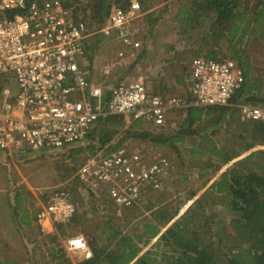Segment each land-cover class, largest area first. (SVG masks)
Instances as JSON below:
<instances>
[{
    "label": "rangeland",
    "instance_id": "rangeland-1",
    "mask_svg": "<svg viewBox=\"0 0 264 264\" xmlns=\"http://www.w3.org/2000/svg\"><path fill=\"white\" fill-rule=\"evenodd\" d=\"M66 1L73 14L90 28L86 46L88 76L104 92L126 79L142 77L151 92L188 95V63L208 50L217 58L234 59L244 65L247 74L243 84L248 89L232 105L210 107L191 124L186 111L173 112L170 129L165 130L169 136H182V140H173L174 144L156 145L138 138L136 133L149 128L135 124L122 126L101 148L88 138L66 149L0 153V260L5 264H79L84 261L81 256L62 245L64 237L79 234L90 246L100 245L108 251L120 248L123 238H130V245L141 249L137 258L146 255V264H165L174 255L165 241H157L158 236L182 217L181 224L191 222L205 239L209 234L204 231L219 228L221 242L211 237L216 247L215 264H229L227 256L242 240L231 224L234 215L227 209L224 194L210 186L236 162L264 174V142L252 135L251 122L242 120L236 107L251 103L264 108V0H223L230 2L232 11L224 22L217 19L215 7H208L206 0H135L141 8L130 32L137 46L115 40V31L110 36L99 32L106 17L101 20L94 7L90 9L94 0ZM130 1L111 0V6L127 7ZM119 51L124 52L122 57ZM118 141L153 155L162 154L175 166L174 176L164 189L151 193L137 207L121 210L103 201H86L78 175L91 155L90 147L101 155ZM250 143L254 147L247 150ZM251 152L254 155L248 158ZM226 158L229 161L224 163ZM60 185L71 189L77 212L67 226L49 231L37 214L48 191ZM170 216L172 219L161 227L158 236L149 239L145 224H160ZM114 233V240L107 243L106 237ZM108 254L114 256L113 252ZM105 257L102 253L95 264H107Z\"/></svg>",
    "mask_w": 264,
    "mask_h": 264
},
{
    "label": "built area",
    "instance_id": "built-area-1",
    "mask_svg": "<svg viewBox=\"0 0 264 264\" xmlns=\"http://www.w3.org/2000/svg\"><path fill=\"white\" fill-rule=\"evenodd\" d=\"M65 0H0V153L24 149L47 151L82 144L100 118L122 117L125 127L134 123L159 131L171 126V114L188 107H225L243 85L237 60L197 56L186 70L188 95L151 92L142 77L126 79L105 92L90 80L86 46L91 34ZM141 6L112 5L99 29L105 36L137 46L130 25ZM123 51L118 52L122 57ZM242 120L264 119V108L236 105ZM174 163L122 142L101 155L87 157L79 169L86 201L128 209L141 205L161 191L174 176ZM77 212L71 189L48 191L37 214L49 231L67 226ZM68 252L83 260L93 257L84 235L62 239Z\"/></svg>",
    "mask_w": 264,
    "mask_h": 264
},
{
    "label": "trees",
    "instance_id": "trees-1",
    "mask_svg": "<svg viewBox=\"0 0 264 264\" xmlns=\"http://www.w3.org/2000/svg\"><path fill=\"white\" fill-rule=\"evenodd\" d=\"M206 4L210 8L215 7L217 11V19L219 21H228L229 17L232 15L229 1L206 0ZM70 5L69 2H64L65 7ZM110 6L111 0H94L93 6H90V9L94 7V13L98 12L97 14L102 20L104 17L108 16L112 7ZM212 52V50H208L203 56L215 60H224L217 58ZM239 64L243 70L244 78H246V68L244 65L241 66L240 62ZM247 89L248 88L243 84L233 96L232 101H236L244 91H247ZM107 97L108 95L105 91L103 101H106ZM206 109L210 110L211 108L188 107L186 109L187 121L191 124L194 120L200 118V114ZM250 122L252 135L256 139L264 142V119ZM135 124L140 125L139 123H134L133 125ZM122 126H124V124L122 117L120 116L110 115L105 118H100L96 121L94 128L88 134L86 139L89 138L97 141L99 145L98 148H101L111 141ZM165 129L150 131L146 128L136 133V135L138 138L148 139L151 143L156 145H164L167 142L174 144L173 140H182L181 135H167ZM167 129L169 130L170 128L167 127ZM120 144L121 141H118L112 147H116ZM253 147L254 144L250 143L247 145V150ZM89 151L91 155L95 153V150H93L92 147L89 148ZM253 155L254 152H251L248 158ZM231 160L232 158H230V161ZM228 161L229 159L226 158L224 163H227ZM254 166L258 165L254 164ZM210 188L214 189L215 192L224 193L227 209L234 215L231 224L236 231L238 230L240 240H242V242L236 245V251H232V253H229V257L227 256L228 263L264 264V174H260L252 168L241 167L240 163L236 162L228 166L227 169L220 174V180L212 183ZM192 197L193 196L191 195L189 199H192ZM172 217L173 216H170L161 220L159 222L160 224H145V233L149 239L157 237L160 233V228L164 227ZM181 220L182 217L158 236L157 241H165V244L172 248L171 250L174 255L172 259L165 264H215L217 261L216 247L211 241V237L213 235L217 237L219 242H221V235L219 233L220 229H207L204 232L209 234V236L208 239H205L204 236L202 237L203 232H199L198 229H195L193 225H191V222H184L185 225H183L181 224ZM58 228H63V226H58ZM200 231H203V228H200ZM232 235L234 237V233H232ZM114 236L115 233L112 234V237L108 235L106 237L107 243L112 242ZM57 249H61L60 245ZM91 249L93 257L84 260L79 264H95L96 259L102 253L106 255L105 259L107 264H146L144 261L146 255H141L137 258L141 249L130 245V238H123L120 243V248H117L114 251H108V248L102 246L99 248H92L91 246ZM109 252H113L114 256H109ZM53 257H55L54 254ZM0 264L5 263L0 260Z\"/></svg>",
    "mask_w": 264,
    "mask_h": 264
},
{
    "label": "crops",
    "instance_id": "crops-1",
    "mask_svg": "<svg viewBox=\"0 0 264 264\" xmlns=\"http://www.w3.org/2000/svg\"><path fill=\"white\" fill-rule=\"evenodd\" d=\"M223 194H224V193H223ZM110 207H111V206H110ZM161 229H162V228H160V230H161ZM92 242L95 243V240L93 239ZM91 246L95 247L94 244H92ZM99 247H100V246H97V248H99Z\"/></svg>",
    "mask_w": 264,
    "mask_h": 264
}]
</instances>
